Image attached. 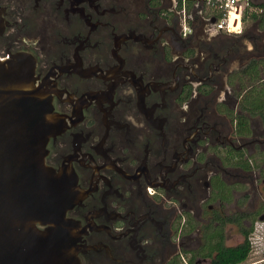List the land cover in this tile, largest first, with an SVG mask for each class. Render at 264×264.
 I'll use <instances>...</instances> for the list:
<instances>
[{
    "label": "flooded vegetation",
    "instance_id": "obj_1",
    "mask_svg": "<svg viewBox=\"0 0 264 264\" xmlns=\"http://www.w3.org/2000/svg\"><path fill=\"white\" fill-rule=\"evenodd\" d=\"M0 18V59H34L62 124L45 164L74 177L79 264H211L208 242L264 221V123L201 1L0 0Z\"/></svg>",
    "mask_w": 264,
    "mask_h": 264
},
{
    "label": "water",
    "instance_id": "obj_2",
    "mask_svg": "<svg viewBox=\"0 0 264 264\" xmlns=\"http://www.w3.org/2000/svg\"><path fill=\"white\" fill-rule=\"evenodd\" d=\"M34 68L26 53L0 59V264H79L74 177L45 164L62 124Z\"/></svg>",
    "mask_w": 264,
    "mask_h": 264
},
{
    "label": "trees",
    "instance_id": "obj_3",
    "mask_svg": "<svg viewBox=\"0 0 264 264\" xmlns=\"http://www.w3.org/2000/svg\"><path fill=\"white\" fill-rule=\"evenodd\" d=\"M259 6L264 8V3H260ZM251 17L257 22H263L264 12H261L260 15L252 13ZM243 19L245 20V16ZM236 77L242 86H250L246 96L240 101V105L253 115H258L264 123V54L254 53L237 72ZM212 241L207 243L208 254L216 250L211 264H240L247 259L251 249L247 233H245L243 241L233 247L225 246L222 238Z\"/></svg>",
    "mask_w": 264,
    "mask_h": 264
},
{
    "label": "rangeland",
    "instance_id": "obj_4",
    "mask_svg": "<svg viewBox=\"0 0 264 264\" xmlns=\"http://www.w3.org/2000/svg\"><path fill=\"white\" fill-rule=\"evenodd\" d=\"M253 2L255 4H259L264 3V0H253ZM224 37H232L231 39L237 40V44L240 50V54L237 59L231 61L228 65L230 69L238 68L246 63L247 58L245 57H247L248 55L251 56L253 54V41H255L256 44L254 46L256 47V53H260V55L264 54V20L263 22H257V20L253 19L251 16L246 17L241 34L230 36L225 35ZM244 53L245 55L241 58ZM256 119L258 118H255V120ZM263 150H261L260 155L258 151L254 152L258 165L260 166H264ZM251 200V202L256 203H259L261 201V199L258 198L256 194L252 195ZM257 205L258 204H256V206ZM254 226V231L250 234V236H253L252 240L255 241V243H253L254 246L251 247L247 259L240 264H264V221H257ZM261 229V232L257 231ZM240 242H242V237L233 232L228 235L226 240V244L229 246L238 245Z\"/></svg>",
    "mask_w": 264,
    "mask_h": 264
},
{
    "label": "built area",
    "instance_id": "obj_5",
    "mask_svg": "<svg viewBox=\"0 0 264 264\" xmlns=\"http://www.w3.org/2000/svg\"><path fill=\"white\" fill-rule=\"evenodd\" d=\"M201 1L207 19L212 21V27L216 31L225 34L238 35L243 29V18L252 12H262L261 8L252 5V0H198ZM247 12V13H246ZM184 30H189L188 24ZM257 231H262L257 230ZM253 236H249L251 247L254 246Z\"/></svg>",
    "mask_w": 264,
    "mask_h": 264
},
{
    "label": "crops",
    "instance_id": "obj_6",
    "mask_svg": "<svg viewBox=\"0 0 264 264\" xmlns=\"http://www.w3.org/2000/svg\"><path fill=\"white\" fill-rule=\"evenodd\" d=\"M260 4V3H259ZM259 4H255L254 2H253V0H252V5L253 6H255V7H257V8H261L262 9V12H264V8L263 7H261V6H259ZM247 13V12H246ZM252 13H255V14H257V15H260V13L261 12H252ZM251 13V14H252ZM251 14L249 15V16H251ZM249 16H247V14L245 15V19H246V17H249ZM243 24H244V19H243Z\"/></svg>",
    "mask_w": 264,
    "mask_h": 264
}]
</instances>
